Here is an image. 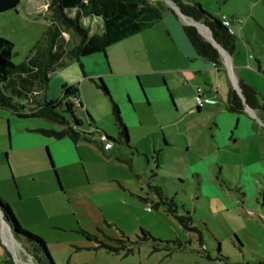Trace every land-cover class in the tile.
I'll use <instances>...</instances> for the list:
<instances>
[{"label":"rangeland","instance_id":"1","mask_svg":"<svg viewBox=\"0 0 264 264\" xmlns=\"http://www.w3.org/2000/svg\"><path fill=\"white\" fill-rule=\"evenodd\" d=\"M150 1L163 3V15L180 27L176 31L160 21L104 49L110 70L101 78L108 95L89 78L80 84L76 61L57 69L42 95L55 100L64 84L77 83L86 103L78 97L74 115L81 132L92 133L91 141L51 139L40 130L59 131L62 125L0 108V197L20 227L44 241L54 264L264 263V0H198L212 16L234 18L230 56L258 93L256 116L246 109L238 115L225 112L220 98L196 114L197 88L208 89L203 84L195 87L192 109L184 104L173 111L158 71L179 69L188 60L182 45L191 54L193 48L181 31L186 21L174 9L167 13L170 1ZM49 2L21 0L0 14V37L13 45L14 65L45 36L52 23ZM98 19L84 20L96 35L102 30ZM200 32L210 37L208 30ZM95 57L81 59L85 70L95 69ZM224 66L218 73L230 78ZM171 82L176 86V78ZM114 103L129 144L117 140ZM64 115L73 124L72 115ZM103 132L114 139L108 152L102 150ZM165 141L172 145L165 147ZM149 185L162 186L174 198L176 215L188 211L195 230L152 207L156 196ZM4 224L0 220V260L48 264L37 243L14 237Z\"/></svg>","mask_w":264,"mask_h":264},{"label":"trees","instance_id":"2","mask_svg":"<svg viewBox=\"0 0 264 264\" xmlns=\"http://www.w3.org/2000/svg\"><path fill=\"white\" fill-rule=\"evenodd\" d=\"M170 1L184 16L208 27L212 37L229 55L234 52L235 34H229L220 19L205 10L198 0ZM20 3L21 0H0V14L15 9ZM164 8L163 3L156 4L150 0H50L47 11L50 13L52 23L26 60L14 65L11 62L13 45L0 37V108L8 109L20 117H39L62 125L63 128L59 131L40 130L43 135L51 139L57 140L65 137L75 144L80 140L91 141L92 133L81 132V122L74 115L75 104L72 99L78 97L77 83L64 84L61 87L59 98L45 99L41 95L47 90L50 77L57 69L66 66L69 62L75 60L79 63L80 59L85 56L104 52L108 46L159 22L162 19ZM71 12L74 14L70 15ZM93 17L101 19L102 32L98 35L90 33V29L81 21ZM182 29L197 57L208 61L216 68L222 66L218 50L204 39L194 26L184 25ZM64 34L68 37L66 38ZM79 66L81 68L80 64ZM91 80L104 94H109L102 79ZM239 88L244 103L251 110L261 108L258 93L250 84L240 82ZM112 108L114 121L119 130L117 140L122 139L127 144L128 133L119 109L115 103ZM199 109L201 108H196V110ZM243 109L244 104L236 90H230L226 97V110L239 114ZM64 112L72 115L73 124L67 121ZM102 137L104 142H113L112 138L105 133ZM46 151L52 165L50 153L47 149ZM149 188L156 196V200L151 201L152 207L155 209L161 207L166 213L177 214L178 206L174 198L165 194L162 186L149 185ZM260 194L264 201V185ZM0 211L14 237L37 243V246L44 251L47 263L54 264L45 248L44 241L20 227L7 202L1 197ZM176 217L184 229L195 230L192 226L193 219L188 211ZM253 264L264 263L255 262Z\"/></svg>","mask_w":264,"mask_h":264},{"label":"crops","instance_id":"3","mask_svg":"<svg viewBox=\"0 0 264 264\" xmlns=\"http://www.w3.org/2000/svg\"><path fill=\"white\" fill-rule=\"evenodd\" d=\"M46 11H47V8H46ZM167 11H168L167 13H172L173 12V7H171V6L168 7ZM84 20L85 19H83L81 21H82V24L85 26ZM98 21H99V19H98ZM160 21H166L167 25L171 26L176 31H177L178 27H180V25H179V23L177 21H175L174 19L168 18V14L162 15V19ZM156 23H158V22H156ZM187 23L188 22L186 21V23H184V24L188 25ZM184 24H182V26H184ZM182 26H181V31H182L183 35L185 36V34L183 32V29H182ZM101 32H102V30H101ZM185 39H186V36H185ZM187 42H188V40H187ZM188 45H189V47L191 46L190 43ZM182 49H183L182 52H184L186 54V57L188 59L185 62L184 65H182L181 67L179 66V69H168V70L163 69L161 71H158V72H162L161 74L164 76V79H162V85L164 86L165 92H167L166 96L168 97L167 98L168 102H171V104L173 106L172 107L173 111L178 110L179 108H181L180 106L181 105L183 106L184 104H185L186 108L190 105L189 110L192 109L194 107L195 87L196 86H202V84H203V85H208V89H204L203 88V92L201 94V97L204 98V99H208V101L211 102V103H207L204 106L206 109H208L209 107H212V106H216V104H217L216 102L219 100L218 98H220V99L223 100V103H224L223 111L228 112V113H232V114L235 113V112H230V111L226 110V97H227V95H228L230 90H232V89L236 90L235 87L236 86L239 87V83L240 82L248 83V80L241 73L243 66L237 60L232 59L231 56H228L227 59L224 58V60H222V58H221L222 66L225 65L224 67L227 69L228 74L230 76V78L226 79L225 77H221L219 75V73H218V72H220L221 66H220V68H216V67H214V65L210 64L208 61L197 57L195 55V52H194L195 50L194 49H193V54H191L190 49L184 47L183 45H182ZM234 50H235V47H234ZM94 54H96V56H97V58L95 57V59L92 60V64L95 66L94 70H89V71L85 70L83 68V65L81 64V59L82 58L80 59L79 64L81 65V71H82V76H81L82 81L80 82L81 85L84 84L85 80L88 79V78H89L90 81H92L91 79H93V77H95V78L97 77V79H102L101 77L106 76L109 73L110 69H109V66L107 65V61L105 59V56H106L105 52L93 53V54L88 55V56H92ZM88 56H85V57H88ZM85 57H83V58H85ZM74 61H72V62H74ZM69 63H71V62H69ZM233 63H235V65H236L234 71L231 68V66H233ZM68 64H66V65H68ZM92 64H90V66H93ZM214 69L216 71H214ZM169 76H171V77L167 78ZM174 78H176V81H177L176 86H172L173 84H171L172 83L171 79H174ZM166 83H168L169 87L167 86ZM69 84H72V83H68V85ZM95 87H96V85H95ZM179 87L182 88V90H180ZM48 88H49V84H48ZM48 88H47V90H48ZM96 88L99 89L98 87H96ZM79 91L80 90L78 89V91H77L78 97H80L81 101H84L86 103V99H85V97H83L84 95L80 94ZM45 92H44V94H45ZM42 95H41V97H43ZM44 98L48 99L46 97V95L44 96ZM186 99H190V102H186ZM145 101L146 100H144V102ZM147 101H149V100H147ZM142 102L143 101L140 100L139 98L137 99V103L138 104H142ZM201 109L196 110V108H195L194 112L197 114L199 111H201ZM245 109L248 110L250 112V114H252V116H256L255 110H251V108L250 109L246 108L245 105H244V109H243V111L241 113H243L245 111ZM241 113H239V114H241ZM240 119H241L240 117H238V116L236 117L237 122H239ZM259 121H261V120H259ZM112 140L114 141V139H112ZM127 142H128L127 144H129L128 137H127ZM164 145H165V147H168V146H171L172 143H170V142L168 143V142L165 141ZM102 150H104L103 149V143H102ZM110 150L111 149L104 150V151L108 152ZM51 168L55 170L53 162H52ZM0 220L2 221L1 218H0ZM5 228L7 229L6 231L9 232L8 231L9 229H8L6 223L4 224V229ZM3 230H1V231H3ZM10 240L13 241L14 239L12 237H10ZM7 262L8 261L5 260V259L4 260H0V264H10V263H7Z\"/></svg>","mask_w":264,"mask_h":264},{"label":"water","instance_id":"4","mask_svg":"<svg viewBox=\"0 0 264 264\" xmlns=\"http://www.w3.org/2000/svg\"><path fill=\"white\" fill-rule=\"evenodd\" d=\"M168 1H170V0H168ZM170 3L172 4L171 5V7H173V9L180 15V16H182V18L184 19V20H186L188 23V25H192V26H194L195 27V29L197 30V32L201 35V36H203V33H201L200 32V30L198 29V26H202V27H204V28H206L208 31H209V33H210V37H208V41H209V43L214 47V48H216L217 50H218V53L219 54H222L223 56H224V58H226L227 59V57L228 56H230L228 53H227V51L226 50H224L223 49V47L219 44V43H217L216 41H215V39L212 37V34H211V31H210V29L208 28V27H206L205 25H203L202 23H200V22H197L196 20H194V19H192V18H189V17H187V16H184L179 10H178V7H176L175 5H174V3H172L171 1H170ZM236 88V91H237V93H238V96L241 98V100H242V102H243V104L246 106V108H249L250 109V107L248 106V105H246L245 103H244V99H243V97H242V94H241V90H240V88L238 87V86H236L235 87ZM0 218L2 219V221H4L5 223H6V221L2 218V212L0 211ZM6 225L9 227V225L6 223ZM10 228V227H9Z\"/></svg>","mask_w":264,"mask_h":264},{"label":"built area","instance_id":"5","mask_svg":"<svg viewBox=\"0 0 264 264\" xmlns=\"http://www.w3.org/2000/svg\"><path fill=\"white\" fill-rule=\"evenodd\" d=\"M219 19L229 34H235V30L233 28L234 20L231 17L221 14ZM202 92H203V89L197 88L196 103H197V107H200V108H203L207 103H211L210 101H208V99H204L201 97ZM72 101L76 105L79 102L78 97L76 98L74 97ZM112 146L113 144L111 142L103 143L104 150H109L110 148H112Z\"/></svg>","mask_w":264,"mask_h":264},{"label":"bare ground","instance_id":"6","mask_svg":"<svg viewBox=\"0 0 264 264\" xmlns=\"http://www.w3.org/2000/svg\"><path fill=\"white\" fill-rule=\"evenodd\" d=\"M199 28H200V30L201 31H205L206 33H207V29L206 28H204V27H202V26H199ZM8 227V226H7ZM9 229V228H8Z\"/></svg>","mask_w":264,"mask_h":264}]
</instances>
